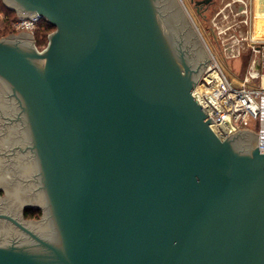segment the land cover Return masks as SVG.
<instances>
[{"label":"water","instance_id":"water-1","mask_svg":"<svg viewBox=\"0 0 264 264\" xmlns=\"http://www.w3.org/2000/svg\"><path fill=\"white\" fill-rule=\"evenodd\" d=\"M3 1L56 30L42 51L0 40V210L43 196L56 227L0 264H264L260 133L212 128L194 96L211 59L178 0Z\"/></svg>","mask_w":264,"mask_h":264},{"label":"rangeland","instance_id":"rangeland-1","mask_svg":"<svg viewBox=\"0 0 264 264\" xmlns=\"http://www.w3.org/2000/svg\"><path fill=\"white\" fill-rule=\"evenodd\" d=\"M178 2L210 59L215 58L219 61L227 76L235 84L244 83L245 78L264 58V0H216L206 16L198 15L190 0H178ZM6 8L14 13L7 11ZM21 18L15 9L0 0V40L3 37L30 40L31 35L35 39L39 21L34 32H31L18 27ZM255 24L258 25L259 31L254 28ZM48 43L38 49L41 51L46 49ZM238 52V56H234ZM254 83L255 81L250 82V84ZM253 130L256 131V128ZM0 195L2 197L5 195V189L2 187Z\"/></svg>","mask_w":264,"mask_h":264},{"label":"built area","instance_id":"built-area-1","mask_svg":"<svg viewBox=\"0 0 264 264\" xmlns=\"http://www.w3.org/2000/svg\"><path fill=\"white\" fill-rule=\"evenodd\" d=\"M22 17L18 27L34 32L41 19ZM241 85L235 84L215 58L205 68L194 89V96L214 119V131L222 139L239 129L256 128L260 133V151L264 153V58ZM255 73H252V72ZM255 81L254 84H250Z\"/></svg>","mask_w":264,"mask_h":264},{"label":"flooded vegetation","instance_id":"flooded-vegetation-1","mask_svg":"<svg viewBox=\"0 0 264 264\" xmlns=\"http://www.w3.org/2000/svg\"><path fill=\"white\" fill-rule=\"evenodd\" d=\"M191 4L195 7L196 12L198 13V15H203L206 16L207 11H209V9L214 6V4L216 3V0H190ZM37 164V168L35 170H37L34 173V180L38 183L39 185L38 187L35 188L36 190H41L44 192L43 186H42V181H41V168H40V164L39 162H36ZM30 168V167H29ZM29 170H34V167H31V169ZM32 199V198H31ZM42 200H44V202H42ZM2 210H0L1 212ZM5 212V211H2ZM10 215H9V214ZM13 213H15V217L11 216ZM51 217L52 220L54 221V225L56 227L55 224V220L51 214V211L49 209V206L47 204V200L45 202L44 197L42 196V198L40 197V201L39 202H29V201H24V202H20L18 204V211H11V212H5L0 214V220H3L4 223L7 225H11L14 228H16L17 231H19L21 234H23V236H25L27 238V240H24V237H18L17 239L13 238V237H9L10 242H1L0 245H8V244H12L15 243V245H19V246H24V242L29 241L30 243L28 245L25 246H29V247H35L36 245L39 244V238H45V236H43V234H41V232H38L37 230L33 229L32 227H35V223L41 224L44 222L45 218ZM30 223L33 224L32 226H30ZM41 227V225H38ZM56 239L50 241V242H58L59 241V233H58V229L56 228ZM46 240L49 239L48 237L45 238ZM2 240V239H1ZM5 241V240H3ZM23 244V245H22Z\"/></svg>","mask_w":264,"mask_h":264},{"label":"trees","instance_id":"trees-1","mask_svg":"<svg viewBox=\"0 0 264 264\" xmlns=\"http://www.w3.org/2000/svg\"><path fill=\"white\" fill-rule=\"evenodd\" d=\"M6 10L11 12V13H14L13 11L9 10L8 8H6ZM6 29H7V25L5 27V30ZM8 29H10L9 26H8ZM10 30L12 31V29H10ZM55 30H56V27L54 25L49 23L46 19L41 18L39 20L37 30L35 31V42H36L37 47H39V48L45 47L49 41L50 33L55 31Z\"/></svg>","mask_w":264,"mask_h":264},{"label":"bare ground","instance_id":"bare-ground-1","mask_svg":"<svg viewBox=\"0 0 264 264\" xmlns=\"http://www.w3.org/2000/svg\"><path fill=\"white\" fill-rule=\"evenodd\" d=\"M261 7H262V6H261ZM243 13H245V11H243ZM256 16H257V15H256ZM256 16H255V17H256ZM255 19H256V18H255ZM256 27H257V28H256ZM254 28L256 29V31H259V30H258V25L255 24V27H254ZM259 28L262 29V27H259ZM263 30H264V28H263ZM256 31H254V33H255ZM252 36H253V35H252ZM254 38H255V36H254ZM252 39H253V38H252ZM237 50H238V49H237ZM239 50H240V49H239ZM238 54H239V52L236 53V55H234V56H238ZM252 73H255V72L253 71Z\"/></svg>","mask_w":264,"mask_h":264}]
</instances>
